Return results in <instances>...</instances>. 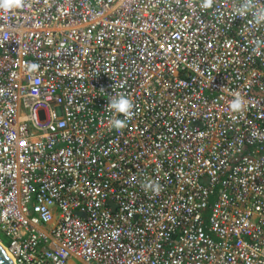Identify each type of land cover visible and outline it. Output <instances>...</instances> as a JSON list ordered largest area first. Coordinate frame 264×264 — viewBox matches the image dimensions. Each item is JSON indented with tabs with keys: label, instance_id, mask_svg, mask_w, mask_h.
<instances>
[{
	"label": "built area",
	"instance_id": "built-area-1",
	"mask_svg": "<svg viewBox=\"0 0 264 264\" xmlns=\"http://www.w3.org/2000/svg\"><path fill=\"white\" fill-rule=\"evenodd\" d=\"M242 2L0 9V242L15 264H264V24L234 17ZM121 94L134 107L118 130Z\"/></svg>",
	"mask_w": 264,
	"mask_h": 264
},
{
	"label": "clouds",
	"instance_id": "clouds-1",
	"mask_svg": "<svg viewBox=\"0 0 264 264\" xmlns=\"http://www.w3.org/2000/svg\"><path fill=\"white\" fill-rule=\"evenodd\" d=\"M25 0H0V9H3L5 11L13 9V8H22L24 6ZM214 4V0H202L201 7L204 9L212 8ZM188 6H192V0H189ZM249 12L252 13L255 23L257 25L264 24V7H257V0H243V2L236 8L233 9L234 17H245ZM254 48L253 51L256 54L259 53V49L262 45H264V41L257 40L254 42ZM39 68V65L36 63H33L29 65L30 71H35ZM244 106V101L242 97L239 95V93L235 94V98L230 102V109L233 112H238L242 110ZM108 107L110 110H113L117 114H123L125 119H114L113 125L116 129H122L125 127L126 119L130 118L132 116V109L134 107L133 102L127 98L124 95H117L112 96L108 100ZM142 188L145 189V191L151 189L155 192L159 191V185L158 182L154 181H147L145 183H142Z\"/></svg>",
	"mask_w": 264,
	"mask_h": 264
},
{
	"label": "water",
	"instance_id": "water-1",
	"mask_svg": "<svg viewBox=\"0 0 264 264\" xmlns=\"http://www.w3.org/2000/svg\"><path fill=\"white\" fill-rule=\"evenodd\" d=\"M0 264H15L12 258L8 256L1 242H0Z\"/></svg>",
	"mask_w": 264,
	"mask_h": 264
},
{
	"label": "rangeland",
	"instance_id": "rangeland-1",
	"mask_svg": "<svg viewBox=\"0 0 264 264\" xmlns=\"http://www.w3.org/2000/svg\"><path fill=\"white\" fill-rule=\"evenodd\" d=\"M1 237H2V239H3V241H4L5 243H8V240H7V238H6L5 235H2V234H1ZM74 262H75V264H85V263H83V262H81V261H79V260H74Z\"/></svg>",
	"mask_w": 264,
	"mask_h": 264
},
{
	"label": "bare ground",
	"instance_id": "bare-ground-1",
	"mask_svg": "<svg viewBox=\"0 0 264 264\" xmlns=\"http://www.w3.org/2000/svg\"><path fill=\"white\" fill-rule=\"evenodd\" d=\"M4 247V246H3ZM5 248V247H4ZM5 250H6V252H7V254H8V256H10L11 257V255H10V253L7 251V249L5 248Z\"/></svg>",
	"mask_w": 264,
	"mask_h": 264
}]
</instances>
